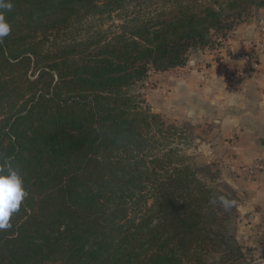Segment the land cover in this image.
<instances>
[{
  "label": "trees",
  "instance_id": "trees-1",
  "mask_svg": "<svg viewBox=\"0 0 264 264\" xmlns=\"http://www.w3.org/2000/svg\"><path fill=\"white\" fill-rule=\"evenodd\" d=\"M11 2L0 164L20 172L28 196L0 229V264L248 263L239 197L217 171L201 181L212 165L179 148L183 128L152 112L144 89L264 0Z\"/></svg>",
  "mask_w": 264,
  "mask_h": 264
},
{
  "label": "crops",
  "instance_id": "crops-1",
  "mask_svg": "<svg viewBox=\"0 0 264 264\" xmlns=\"http://www.w3.org/2000/svg\"><path fill=\"white\" fill-rule=\"evenodd\" d=\"M253 14L252 19L239 28L240 38H227L232 52H219L218 60L205 68L189 66L179 77L172 76L174 70H170L151 73L148 78L164 89L165 104L156 109L200 126V142L205 151L209 154L227 151V156L232 150V157L226 159L224 165L245 169V173L233 176V180L244 196L235 237L242 251L252 254L247 264H252L260 252L264 256V173L251 171L264 159V56L256 73L244 56L248 45L264 41L257 32L264 21V12L259 10ZM200 53L189 57L197 61ZM228 62L244 73L233 85L218 74L222 64Z\"/></svg>",
  "mask_w": 264,
  "mask_h": 264
},
{
  "label": "rangeland",
  "instance_id": "rangeland-1",
  "mask_svg": "<svg viewBox=\"0 0 264 264\" xmlns=\"http://www.w3.org/2000/svg\"><path fill=\"white\" fill-rule=\"evenodd\" d=\"M260 10H263V12H264V9H260ZM256 11H259V10H254V11L251 10V11L245 12L242 15L240 21L237 23V25L233 31H230L224 38L217 40L216 44L213 45L211 48H208V49H205L204 51H202L200 53L201 57H199V59L197 61L193 60V59H191V57H189L185 66H183L181 68L172 69V70H174L173 71L174 74L172 76L179 77L181 74H183L184 72L187 71L186 69L189 66H192L195 68L201 66V67L205 68V66L208 65L210 62L213 63L214 61L218 60V54L224 53V52H232V49H231L232 46L229 43H227V38L228 37H229V39L233 38V37H237V38L239 37L240 38L241 34L238 32L239 28L241 27L242 24H244L245 22L252 19V17L254 16L253 12H256ZM241 41L237 40L238 43ZM251 45L253 46L254 44L248 45V48H249V49H247L248 51L250 49H252ZM191 60H193V61H191ZM190 62H192L191 65H189ZM230 64L232 66H234L232 63H230ZM222 66H224V64H222ZM234 67H236V66H234ZM218 71H219V68H218ZM218 74L220 75L219 72H218ZM144 90H145L144 93L146 95L145 99H147L146 103L150 104L153 107L152 112L159 114V115H162L167 120L168 123L181 126L184 129V130L183 129L181 130V132H182L181 138L182 139H179L177 142L179 148L183 149L184 152L187 155L191 156L192 158L195 157V162L198 165H202V166L203 165H205V166L212 165V166H210V168L209 167L208 168H205V167L201 168L202 173L199 176L201 181H203L207 184H210L209 180L207 179V177H205V175H207L209 177V176L213 175L211 173V171L212 172L217 171V176L219 177L218 181L220 182L222 189L224 191L229 192V193L231 192V195H232V193L237 194V196L239 197V203L237 204L238 205L237 208L239 211H241L240 208H242L244 196H243L242 191L239 190V188L235 184V181L233 180V176H235L237 174L240 175L242 173H245L246 171H245V169L242 170V168H241L240 170H237L236 172H232L227 168V165L226 166L224 165L225 164L224 162L226 161V159L230 160V158L232 157V155H233L232 150L230 152H228L227 156H226L227 151L224 153H221V154L220 153L209 154L207 151H205L202 148V145L200 142V140L202 139L201 135H200V126H197V124L190 122V121L189 122L184 121V120L181 121L180 119L177 120V117L176 118L173 117L174 115H169L167 112H164V111L162 112V111H160L159 108L158 109L155 108V107H159V106L165 104L164 100L162 99V91L164 89L159 88L158 86L155 85V83L152 80H149L146 83ZM162 101H163V103H162ZM209 171H210V174H208ZM232 196H234V195H232ZM237 221H238V219L236 220V224H237ZM248 254L250 257L252 256L251 253L248 252Z\"/></svg>",
  "mask_w": 264,
  "mask_h": 264
},
{
  "label": "clouds",
  "instance_id": "clouds-1",
  "mask_svg": "<svg viewBox=\"0 0 264 264\" xmlns=\"http://www.w3.org/2000/svg\"><path fill=\"white\" fill-rule=\"evenodd\" d=\"M11 0H0V42L11 32V25L5 18V11H11ZM28 192L25 188L20 172L10 163L0 164V229L11 227L10 219L16 214ZM220 203L227 209L232 206V201L221 196ZM215 202V201H213ZM252 264H264V256L257 254Z\"/></svg>",
  "mask_w": 264,
  "mask_h": 264
},
{
  "label": "built area",
  "instance_id": "built-area-1",
  "mask_svg": "<svg viewBox=\"0 0 264 264\" xmlns=\"http://www.w3.org/2000/svg\"><path fill=\"white\" fill-rule=\"evenodd\" d=\"M257 32L260 37H264V21L260 24ZM244 56L249 62L252 71L256 73L260 65V58L264 56V41L254 44L252 49L247 51ZM219 73L220 77L231 85L235 84L244 77V73L239 68L232 66L230 63H225V65L221 67V71ZM227 168L232 172H236L238 170V168L233 165H228ZM251 171L254 174L264 173V159L259 160Z\"/></svg>",
  "mask_w": 264,
  "mask_h": 264
},
{
  "label": "water",
  "instance_id": "water-1",
  "mask_svg": "<svg viewBox=\"0 0 264 264\" xmlns=\"http://www.w3.org/2000/svg\"><path fill=\"white\" fill-rule=\"evenodd\" d=\"M147 106L151 111L153 110V107L150 104L147 103Z\"/></svg>",
  "mask_w": 264,
  "mask_h": 264
}]
</instances>
